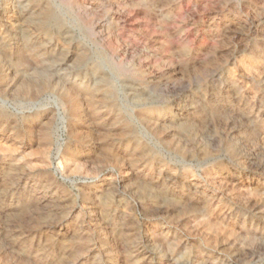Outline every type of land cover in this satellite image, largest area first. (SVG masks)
<instances>
[{
    "label": "rangeland",
    "instance_id": "374dc122",
    "mask_svg": "<svg viewBox=\"0 0 264 264\" xmlns=\"http://www.w3.org/2000/svg\"><path fill=\"white\" fill-rule=\"evenodd\" d=\"M0 264H264V0H0Z\"/></svg>",
    "mask_w": 264,
    "mask_h": 264
}]
</instances>
